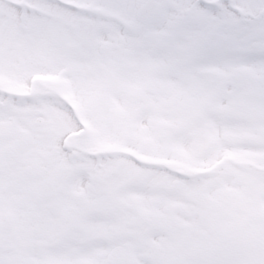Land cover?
<instances>
[{"label":"snow or ice","instance_id":"snow-or-ice-1","mask_svg":"<svg viewBox=\"0 0 264 264\" xmlns=\"http://www.w3.org/2000/svg\"><path fill=\"white\" fill-rule=\"evenodd\" d=\"M0 264H264V0H0Z\"/></svg>","mask_w":264,"mask_h":264}]
</instances>
